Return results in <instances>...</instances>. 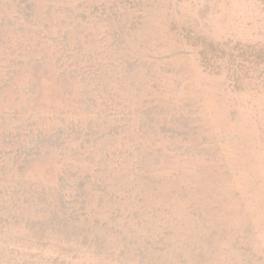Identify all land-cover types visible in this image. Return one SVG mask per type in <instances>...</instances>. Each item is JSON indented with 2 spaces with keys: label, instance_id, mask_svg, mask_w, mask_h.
<instances>
[{
  "label": "rangeland",
  "instance_id": "rangeland-1",
  "mask_svg": "<svg viewBox=\"0 0 264 264\" xmlns=\"http://www.w3.org/2000/svg\"><path fill=\"white\" fill-rule=\"evenodd\" d=\"M0 264H264V0H0Z\"/></svg>",
  "mask_w": 264,
  "mask_h": 264
}]
</instances>
